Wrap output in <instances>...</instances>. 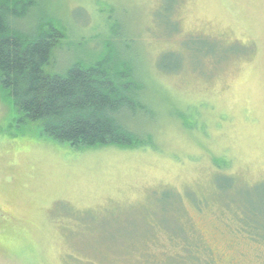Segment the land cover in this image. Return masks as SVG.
<instances>
[{
	"label": "rangeland",
	"instance_id": "rangeland-1",
	"mask_svg": "<svg viewBox=\"0 0 264 264\" xmlns=\"http://www.w3.org/2000/svg\"><path fill=\"white\" fill-rule=\"evenodd\" d=\"M162 1L35 0L21 22L63 25L55 71L105 41L135 60L150 121L131 125L154 144L73 149L0 89V264H148L176 251L167 228L194 231L188 217L214 264H262L230 211L264 184V0Z\"/></svg>",
	"mask_w": 264,
	"mask_h": 264
},
{
	"label": "trees",
	"instance_id": "trees-1",
	"mask_svg": "<svg viewBox=\"0 0 264 264\" xmlns=\"http://www.w3.org/2000/svg\"><path fill=\"white\" fill-rule=\"evenodd\" d=\"M170 2L163 0L158 9L168 13ZM34 4L35 0H0V89L21 114L18 121L35 123L42 135L77 150L152 146V135L139 133L131 125L137 123L136 119L150 121L139 116L147 107L142 99L145 89L137 78L136 61L129 62L113 49L108 53L105 41L106 55L101 56L100 52L92 61L77 57L61 71H55L53 52L65 37L64 27L58 19L40 21L31 30L22 26ZM167 55L171 59L174 53L165 52L158 59L161 71H165L162 63ZM254 186L253 195L259 200L243 193L242 200H232L236 206L230 212L242 234L263 247L264 184L259 182V190ZM224 203L221 207L225 210ZM187 219L194 231L185 234L167 228L168 241L176 251L165 253L163 260L150 253L148 264L215 263L213 250L201 230L191 218Z\"/></svg>",
	"mask_w": 264,
	"mask_h": 264
}]
</instances>
